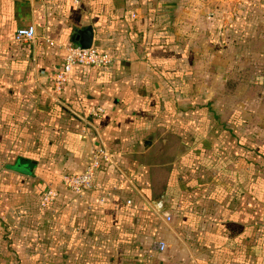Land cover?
<instances>
[{
  "label": "crops",
  "instance_id": "1",
  "mask_svg": "<svg viewBox=\"0 0 264 264\" xmlns=\"http://www.w3.org/2000/svg\"><path fill=\"white\" fill-rule=\"evenodd\" d=\"M227 4L0 0V264H264V123L243 124L251 111L227 123L180 85L199 79L190 60ZM28 24L34 38L15 40ZM87 24L112 61L73 64L56 90L50 74ZM262 25L253 54H264ZM101 143L109 159L92 185L63 186Z\"/></svg>",
  "mask_w": 264,
  "mask_h": 264
},
{
  "label": "rangeland",
  "instance_id": "2",
  "mask_svg": "<svg viewBox=\"0 0 264 264\" xmlns=\"http://www.w3.org/2000/svg\"><path fill=\"white\" fill-rule=\"evenodd\" d=\"M263 1L252 0L250 4L242 1L234 7L235 1L229 0L224 19L214 21L208 29V35L204 38L208 47L201 52L198 61L194 63L190 60L196 66L199 79H190L192 82L180 84L187 92L194 86L193 96L200 102L210 103L213 109L222 110L224 116H227V123L229 118L243 111L253 112L250 121L243 124L253 127L256 123H264V54H253L249 50L251 32L264 24L255 25V15L261 13L259 10L264 12ZM257 43L261 44L260 40ZM188 55L189 61L192 54ZM256 62L263 66L254 67L253 63ZM198 63L203 66L198 67ZM223 75L226 76L224 79ZM255 95H259L260 99L254 105L252 97Z\"/></svg>",
  "mask_w": 264,
  "mask_h": 264
},
{
  "label": "built area",
  "instance_id": "3",
  "mask_svg": "<svg viewBox=\"0 0 264 264\" xmlns=\"http://www.w3.org/2000/svg\"><path fill=\"white\" fill-rule=\"evenodd\" d=\"M76 3L78 0H70ZM35 36V28L33 24L18 26L14 33L13 38L19 41L31 40ZM112 61V56L106 52L96 50L94 47H80L77 44H69L65 46V53L61 64L56 67L50 74V79L53 87L57 90L68 79L71 67L73 64H84L93 66H103ZM89 112L92 115L99 116L103 112L100 106H93ZM109 159L105 146L99 144L93 152L92 160L83 169L78 171H67L60 175V183L73 191H81L92 185L91 176L94 170L104 160ZM53 190L47 188L42 197L41 204H45L52 196ZM128 202V200H126ZM157 213L161 214L165 220L170 219V214L162 210V202L157 201L154 206ZM157 250H162L164 243L160 240L154 242Z\"/></svg>",
  "mask_w": 264,
  "mask_h": 264
},
{
  "label": "water",
  "instance_id": "4",
  "mask_svg": "<svg viewBox=\"0 0 264 264\" xmlns=\"http://www.w3.org/2000/svg\"><path fill=\"white\" fill-rule=\"evenodd\" d=\"M92 27L90 24L76 30L74 40L80 47H89L92 43Z\"/></svg>",
  "mask_w": 264,
  "mask_h": 264
}]
</instances>
